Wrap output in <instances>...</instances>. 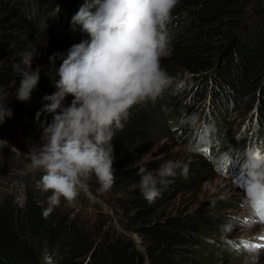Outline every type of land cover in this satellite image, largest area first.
I'll return each mask as SVG.
<instances>
[{
    "label": "trees",
    "instance_id": "obj_1",
    "mask_svg": "<svg viewBox=\"0 0 264 264\" xmlns=\"http://www.w3.org/2000/svg\"><path fill=\"white\" fill-rule=\"evenodd\" d=\"M72 1L0 0V103L13 113L0 124V140L10 139L24 154L39 147L22 145L4 129L18 131L16 127L21 126L26 137L41 138V125L50 123L53 114L41 112L37 120L36 113L48 103L42 98L56 91L50 76L58 69L55 65L61 63L59 56L55 64L49 57L67 54L66 47L37 44L41 32L36 18L40 11L51 8L61 9L67 17ZM82 5L81 1L77 11ZM68 23L65 35L72 37L67 40L74 32L71 20ZM166 31L171 32L172 53L178 51L166 57L169 61L161 60V65L175 80L165 90L167 96L162 93L155 102L131 109L123 130L115 133V195L112 200L103 199L112 207V216L99 209L87 225L86 217L72 214L60 203L45 218L42 208L47 204H37L49 195L36 188L41 171L32 169L23 156L7 154L0 148V180L6 181L0 183V189L7 190L0 194V264H219L235 257L229 251L233 243L213 240L221 235L218 226L227 218L203 216L202 211L189 213L177 205L178 195L191 187L187 178L179 174L168 178L166 186L158 185L161 195L149 204L139 191L137 163L150 143L168 131L165 120L170 113L173 123L187 120L188 115L177 114L173 104L176 92L190 94L187 103L191 102V107L203 101L202 109L209 110L207 126L211 130L203 133L200 129L195 140L197 146L204 145L205 152H211L212 144L220 148L235 145L241 154L239 147L251 141H246L249 131L260 141L248 149L264 151V0H179ZM33 47L37 55L31 67L40 73V80L31 100L20 102L14 95L20 77L13 65ZM184 66L175 72V68ZM232 92L235 95L228 100ZM72 99L71 95L65 97L63 105L69 106ZM237 111L243 113L247 128L230 144L231 121ZM255 121L257 129L253 127ZM187 132L184 130V134ZM212 136L216 142H212ZM241 159L231 157L234 163L240 164ZM142 164L153 171L159 167L157 162ZM25 169L30 172L23 173ZM134 235L140 237V244ZM238 244L245 247L244 242Z\"/></svg>",
    "mask_w": 264,
    "mask_h": 264
},
{
    "label": "clouds",
    "instance_id": "obj_2",
    "mask_svg": "<svg viewBox=\"0 0 264 264\" xmlns=\"http://www.w3.org/2000/svg\"><path fill=\"white\" fill-rule=\"evenodd\" d=\"M178 3L179 0H84L72 16L73 31L79 26L89 39L73 44L66 56L56 53L49 57L54 64L57 56L62 61L50 76L56 91L42 98L48 103L36 113V119L41 112L53 114V119L41 125L38 150L25 153L31 168L42 173L36 188L49 193L46 201H37L38 205L47 204L42 208L45 218L62 199L73 205L80 193L88 190L92 178L101 191H109L114 185L115 133L123 130L131 109L155 102L174 83L175 78L162 67L161 60L172 52L166 25ZM36 55L35 47L26 50L21 61L13 65L20 77L14 93L20 102H29L38 86L40 73L31 67ZM69 95L73 97L71 104L64 106L62 102ZM12 115V110L0 103V124ZM197 121L198 117L191 115L185 123L196 128ZM203 127L205 133L211 130V126ZM0 141L3 146L8 143ZM219 163L230 164L231 157L224 155ZM239 170L247 177L243 211L252 221L264 214V151L246 149ZM188 173V163L180 160H166L154 171L141 164L136 173L139 191L149 204L154 203L161 195L158 185L166 186L168 178L178 174L187 178ZM237 226L248 229L252 225L237 216L227 219L219 230L226 235ZM258 235L264 237V229ZM229 251L242 258L243 264H261L264 255V247L232 245Z\"/></svg>",
    "mask_w": 264,
    "mask_h": 264
},
{
    "label": "rangeland",
    "instance_id": "obj_3",
    "mask_svg": "<svg viewBox=\"0 0 264 264\" xmlns=\"http://www.w3.org/2000/svg\"><path fill=\"white\" fill-rule=\"evenodd\" d=\"M81 1L84 3V0L72 1L71 6L68 8L67 17L64 16L65 13H63L61 9L59 10V13L56 11V8L40 11L39 17L36 18L38 19L41 32L36 38L37 44L42 46H52L53 44H56L58 46L66 47L68 51V49L73 44L89 39L88 34L86 32L84 33L79 26L76 28V31L73 32L72 39L67 40L68 37L72 36L65 35V33H68L66 31L67 26L65 23L69 24L68 21H70L72 16L77 12L78 5ZM94 10L95 9H93V11ZM63 17L65 18V23ZM167 34H170V38L171 32H168ZM177 51L178 50H175L173 53L171 52V54H175ZM162 60L169 61L168 58H163ZM59 65V63L56 64V68H58ZM181 69H185V66L182 68H175V72L178 73V71ZM182 90L183 89H180L181 92ZM163 95L167 96V91H164ZM228 95L229 96L227 98L229 100L230 96L235 95V92L229 93ZM189 96L190 94L180 95L178 92H176L173 95V104L178 111L177 114H187L188 117L191 115H196L198 117L197 127L193 128L185 122L180 123L175 121L173 123V114L170 113L168 118L165 120L166 125L169 126L168 131H165L166 134L163 133L162 135H159L160 137L154 143H150V149H148V151L142 155L137 165H141L145 162H157V165L160 167L161 164L169 159L180 160L182 162L188 163L189 173L187 176V181L191 182L192 184L191 187L186 190V192L178 195L176 199V203H178L177 205L190 210L189 213L202 211L203 216L210 217L211 215H215L218 216L217 218L224 217L227 219L240 216L243 218L245 223H251L252 226L248 229H242L237 226L232 232L226 235L221 232V235L213 237V240L216 242L221 241L222 244H225L227 241L233 243L234 245H237L239 242H244V244L250 243L264 245V237L259 236L257 233V229L262 230L264 223L261 222L260 217L254 218L252 221L248 220L247 214L243 211V189H238V185L235 182L234 177L231 176L233 174L229 171L224 172L222 169H220L222 163H219L220 158L224 155L229 157H232V155L241 157L248 147H255L258 145L260 139L254 137L255 135L253 132L251 135H249V131L247 133L246 141L252 135L254 136H252L250 138L251 141L246 142L243 147H239L241 154L238 153V148L235 147V145H231L233 147L230 148L229 146L220 148L216 147L215 144H212L211 152L209 155H207L205 150H203L205 148L204 145L197 146L195 140L198 134L200 136V129L203 128V133L205 132L203 126L208 125L207 111L209 110L208 108L202 109L204 108L203 101L201 102L202 104L199 102L196 104V106L191 107L192 103H187ZM200 109L202 110L200 111ZM239 112L240 111L235 112L236 118L231 121V136L229 138V142L233 139V137L238 139V137L241 136V131L247 128L245 122L243 121V113ZM257 125L258 123L255 121L253 125L254 129H257ZM177 126L180 127L177 129ZM16 128L18 131L14 128H11L4 129V132L11 137H17V139L23 143L22 145L34 144L37 147L40 146L41 138H37L35 136L26 137L21 126ZM183 129L188 131L187 134L184 135ZM237 139H235V141ZM3 140L7 141L8 143L6 146H3V141H0V148H3L7 154L11 155V152H14L17 157L23 156L28 160L26 155L22 153L16 145L11 143L10 139ZM211 140H213L212 142H216V139L213 138V136L211 137ZM233 142H230V144ZM189 148H191V150H189ZM217 155L218 157L216 158ZM227 169H229V167L226 168V170ZM22 172L29 173L30 171L25 169ZM238 174L243 175L244 179H247L243 173ZM0 183L6 184V181L2 182L0 180ZM2 190L0 189V194H3L7 191ZM114 193L115 190L113 187L106 192L99 190V186L95 182V179H92L89 181L88 190L82 191L73 205L67 204V202L63 199V202L61 203H63L62 206L64 209L67 211L69 210L72 212V214H77L83 218L86 217V224L90 225V223H92L96 218L99 209L106 215L112 216L114 214L112 207L108 206L109 204H104L103 202V199L107 201L112 200L115 195ZM116 218L117 217H115V219ZM257 226H260V228H257ZM117 227L120 229L119 226ZM253 229L256 230L254 231ZM134 238L137 243H141L139 236L134 235ZM222 244H220V248H224V245ZM215 250H217V248ZM263 256L264 255L261 257ZM227 260L229 261L219 264H243V260L240 257L235 256L233 259L228 258ZM261 264H264V262L261 261Z\"/></svg>",
    "mask_w": 264,
    "mask_h": 264
},
{
    "label": "bare ground",
    "instance_id": "obj_4",
    "mask_svg": "<svg viewBox=\"0 0 264 264\" xmlns=\"http://www.w3.org/2000/svg\"><path fill=\"white\" fill-rule=\"evenodd\" d=\"M67 34V33H66ZM206 152H207V150H206ZM206 154H208V152L206 153ZM210 154V153H209ZM208 154V155H209ZM240 164L239 163H234L233 161H231V163L230 164H225V165H221L220 166V169H222L224 172L225 171H229V172H231L232 174H236V173H241L240 172V170L239 169H236L238 166H239ZM229 167V169H227L226 170V168H228ZM247 180V179H246ZM257 228H260V226H257ZM262 229H264V227L262 226ZM254 231L256 230V229H253ZM261 230L260 229H257V233H259ZM264 256L263 257H261V261L262 262H264Z\"/></svg>",
    "mask_w": 264,
    "mask_h": 264
},
{
    "label": "snow or ice",
    "instance_id": "obj_5",
    "mask_svg": "<svg viewBox=\"0 0 264 264\" xmlns=\"http://www.w3.org/2000/svg\"><path fill=\"white\" fill-rule=\"evenodd\" d=\"M260 220L264 223V214L260 215ZM245 247H264V245H257V244H245Z\"/></svg>",
    "mask_w": 264,
    "mask_h": 264
}]
</instances>
